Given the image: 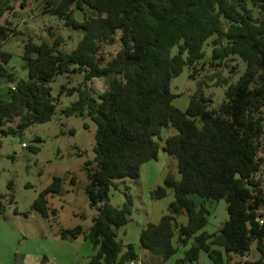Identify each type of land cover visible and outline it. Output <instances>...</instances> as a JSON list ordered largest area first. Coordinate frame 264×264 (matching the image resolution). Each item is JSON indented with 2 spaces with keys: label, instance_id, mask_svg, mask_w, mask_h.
Here are the masks:
<instances>
[{
  "label": "trees",
  "instance_id": "obj_1",
  "mask_svg": "<svg viewBox=\"0 0 264 264\" xmlns=\"http://www.w3.org/2000/svg\"><path fill=\"white\" fill-rule=\"evenodd\" d=\"M38 2L42 11L84 33L70 51L61 50L56 41L26 40L21 54L25 78H17L6 67L11 54L0 51V77L11 82L8 97L0 96V138L21 135L29 126L50 120L56 98L77 91L78 97L61 113L87 115L96 125L94 156L82 164L84 190L96 213L87 229L61 228L60 236L74 239L84 234L90 240L94 253L84 264L138 259L135 245H123L117 238V229L128 222L133 206L124 180L138 178L141 165L157 159L160 149L173 162L151 196L162 198L170 188L173 199L157 222L149 221L140 230V246L166 260L179 246L188 245L174 264L197 261L201 250L214 264H240L234 255L246 254L255 243L259 257L246 264H264V0ZM13 7L12 0H0V44L13 32L10 22L1 21ZM74 9L83 12L81 20ZM212 36V58L236 56L245 62L244 71L235 82L217 78L216 84H227L219 107H209L211 97L200 91L181 109L173 104L172 79L202 58L203 45ZM116 42L118 50L106 59V46ZM75 72L83 73L84 83L100 78L107 86L94 96L85 85L67 89L62 83L54 96L55 77ZM169 126L177 132L160 144V131ZM30 150L37 152L39 147ZM64 178L54 175L30 209L43 217L53 213L46 195L61 192ZM122 184L124 201L115 206L109 193ZM220 199L225 200L228 217L217 231L207 232L206 200ZM3 208L0 195V214ZM180 215L186 216L185 223H177ZM41 263L48 264L46 256Z\"/></svg>",
  "mask_w": 264,
  "mask_h": 264
},
{
  "label": "rangeland",
  "instance_id": "obj_2",
  "mask_svg": "<svg viewBox=\"0 0 264 264\" xmlns=\"http://www.w3.org/2000/svg\"><path fill=\"white\" fill-rule=\"evenodd\" d=\"M12 2L13 9L7 10L1 21L10 22L13 32L0 44V51L11 54L6 67L14 71L17 78H23L24 72H26L21 59L23 44L26 40L31 38L35 42L45 40L50 43L56 41L61 50L70 51L76 47L84 33L83 28L67 25L57 15L42 11L38 0H24V5L21 4V0H12ZM74 16L81 20L83 12L74 9ZM213 38L214 36L204 43L202 58L192 66H184L183 71L172 79L171 90L176 94L173 99L175 106L186 107L190 96L201 91L211 97L209 107H219L225 99L227 84H216L217 78L222 76L227 79V83L235 82L244 71L245 62L236 56L220 61L212 58ZM119 46V42L107 45L106 59L112 57ZM176 51L177 47L174 46L172 53H176ZM3 80L4 83L11 86V82L5 78ZM62 83L66 85L67 89L77 86L79 83L85 85L94 96L107 86L106 80L100 78H94L84 83L82 72L61 74L51 82L54 96L57 95ZM77 97V91L62 93L55 100V114L50 120L29 126L21 135H7L0 138L1 201L9 219L24 233L49 229L48 220L37 211L31 210L30 205L46 181L54 175L75 177L72 182L75 183L72 192L73 200L70 203L67 202L66 209L72 205L70 208L79 210V219L83 227L90 225L91 218L96 213V209L89 205L86 197L84 186L87 178L82 169L83 162L94 156L96 125L87 115L65 116L61 113V110ZM84 123H87L88 126L85 127ZM173 129L170 126L162 128L160 138H157L158 142L162 144ZM35 136H39L42 140L35 141ZM33 145H38L37 152L30 150V146ZM171 161L173 162V159L160 149L157 159L146 161L141 165L138 178L127 177L124 180V184L129 186L128 191L132 197L133 206L128 222L117 229V238L123 245L127 243L135 245V250L140 256L135 260V264H173L183 255V246H179L178 250L166 260L155 255L152 258L147 255L144 257L142 250L149 251L139 244L140 230L150 220L158 219V215L161 211L166 210L169 201L173 198L172 189H169L170 192H167L162 198H152L151 196V191L158 184L163 183L167 166L171 165ZM171 167L175 168V166ZM122 190L123 184L118 189L111 188L109 193L111 204L115 206L122 204L124 201ZM215 202L217 221H221L225 200L220 199ZM14 210L17 211V217L14 216ZM27 210L29 211L25 215L23 212ZM210 224L208 228L212 229L216 223L211 219ZM87 244H90L89 241ZM183 264H202V262Z\"/></svg>",
  "mask_w": 264,
  "mask_h": 264
},
{
  "label": "crops",
  "instance_id": "obj_3",
  "mask_svg": "<svg viewBox=\"0 0 264 264\" xmlns=\"http://www.w3.org/2000/svg\"><path fill=\"white\" fill-rule=\"evenodd\" d=\"M25 77L26 72H24L23 78ZM3 79V77H0V96L7 98L9 85L4 83ZM186 107L181 109H185ZM176 132L177 131L173 129L170 134H175ZM67 177L64 178L61 192H49L46 195L48 210L49 212L53 211V213H49L48 217H45L50 225L48 230L44 231L41 229L40 231L35 230L24 233L9 219L5 208H3V214H0V264H42L41 260L43 256L47 257L48 264H84L89 259L90 255L94 253L90 240L87 239L84 234L83 239L80 237L77 239H68L60 236L61 228L82 225L79 219V210L77 208H70L72 205H69L68 209H66L67 202L70 203L73 200L72 192L74 190L73 186L75 185V183L71 181L72 175ZM52 178L53 176L46 181L43 188L52 181ZM169 189L170 188L167 189L168 193L170 192ZM197 200L200 199L197 198ZM206 205L209 209L208 223L203 230L215 232L219 228L220 222H222V220L225 221L228 217L226 203L224 211L222 212L221 221H217L216 202L213 200H206ZM16 212L17 211L14 210L15 217L18 216ZM164 212H166V210L161 211L157 217L158 219H152L150 221L157 222ZM211 219H213L216 224L212 226V229H209L208 225H211ZM185 222L186 216L180 215L177 217L178 224ZM88 227L89 225L84 228L87 229ZM87 241H89L90 244H87ZM187 248L188 245L183 246L184 250ZM201 252H203V254H201ZM146 255L149 258L153 257L149 252L142 250V256L145 257ZM258 257L259 252L256 249L255 243H253L246 254L242 256L234 255V260L238 261L240 264H246L247 261L256 260ZM199 261H201L202 264H214L203 250L199 252L197 261L193 262L199 263Z\"/></svg>",
  "mask_w": 264,
  "mask_h": 264
},
{
  "label": "water",
  "instance_id": "obj_4",
  "mask_svg": "<svg viewBox=\"0 0 264 264\" xmlns=\"http://www.w3.org/2000/svg\"><path fill=\"white\" fill-rule=\"evenodd\" d=\"M79 237L83 239V238H84V235H83V234H80V235H78L77 237H75V239H77V238H79ZM195 244H197V242H196Z\"/></svg>",
  "mask_w": 264,
  "mask_h": 264
},
{
  "label": "built area",
  "instance_id": "obj_5",
  "mask_svg": "<svg viewBox=\"0 0 264 264\" xmlns=\"http://www.w3.org/2000/svg\"><path fill=\"white\" fill-rule=\"evenodd\" d=\"M12 88H14V87L12 86ZM260 222H262V220H260ZM129 264H135V261L134 260L130 261Z\"/></svg>",
  "mask_w": 264,
  "mask_h": 264
}]
</instances>
